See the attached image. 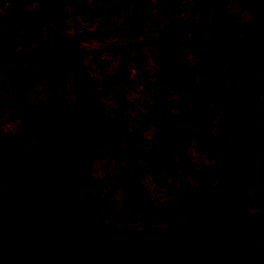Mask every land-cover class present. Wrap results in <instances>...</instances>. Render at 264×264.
I'll list each match as a JSON object with an SVG mask.
<instances>
[{
    "label": "trees",
    "instance_id": "1",
    "mask_svg": "<svg viewBox=\"0 0 264 264\" xmlns=\"http://www.w3.org/2000/svg\"><path fill=\"white\" fill-rule=\"evenodd\" d=\"M12 7L0 14V31L7 26H21L24 36L41 34L43 29L51 36L52 47L38 52H17V42L0 38V64L7 61H35L40 63L48 77L56 76L58 62L67 61L70 66L71 102L66 116L73 123L59 129V123L48 115L53 133L52 143L36 156L13 164L15 177L11 186H19L24 193L0 200V210L34 198H42L52 188L65 192L66 197L52 219L42 227L30 228L4 223L0 219V248L10 251L0 264H48L52 258L73 254L98 255V264H205L211 257L216 264H264V247L254 241V234L264 233V207H250L248 189L251 169L261 148L258 125L264 118V110L257 104L264 99V0L248 19L241 24V33L229 30L220 34H208L199 40H189L186 32L212 30L213 22L194 20L193 8L198 0H192L189 18L176 36L160 38L144 37L132 41L136 11L140 0H133L128 16L125 40L114 48L118 60L114 69V103L112 118L100 112L94 105H86L81 98L83 88H88L83 57L101 52V49H85L79 43L77 33L61 35L50 25L57 18L64 4L83 7L89 0H12ZM219 8L218 0H215ZM31 5L30 11L18 10ZM220 22L218 23V25ZM225 25L227 23L225 22ZM109 31H95L96 37L108 36ZM199 43L204 51V61L197 78L188 93L186 127L180 131L173 119L167 102L160 95V83L166 75L176 80V49L183 44ZM231 46L219 69H216L211 51L214 45ZM146 44L159 46L157 70L151 92L153 98L136 124L122 116L125 99L128 49L133 47L134 56L142 59V47ZM257 74L256 77L254 75ZM228 75V86L218 97L216 106L231 104L239 94L245 96L242 117L225 122L242 124L238 150L229 176L222 187L210 185L202 173L187 163L197 185L188 188L180 176L176 201L168 208L160 207L150 197L143 182L145 172L162 165L173 152L182 157L181 145L193 136L203 151L210 155L217 147L212 134L215 110L206 111L202 105L205 95L218 91L223 76ZM151 123L158 138L156 144L145 148L141 144V129ZM104 142L103 146L98 143ZM102 150L119 153L122 165L115 172V179L123 188L131 204L143 210L142 233L137 235L126 227H104L99 221L92 200L87 178L95 156ZM53 167L56 179L48 186L33 192L24 188L26 180L42 168ZM44 198V197H43ZM200 199L205 202L192 219L177 224L151 226L146 215L167 220L181 215L188 202ZM117 250L113 255L102 256L107 249ZM243 254H249L244 258Z\"/></svg>",
    "mask_w": 264,
    "mask_h": 264
},
{
    "label": "rangeland",
    "instance_id": "2",
    "mask_svg": "<svg viewBox=\"0 0 264 264\" xmlns=\"http://www.w3.org/2000/svg\"><path fill=\"white\" fill-rule=\"evenodd\" d=\"M133 0H89L83 7L74 8L64 4L57 18L50 21L54 30L64 36L77 33L80 45L85 49H101L95 54H86L83 65L88 80V88H83L81 98L90 107L112 118L110 112L114 103V69L119 57L114 47L125 40L128 16ZM263 0H198L193 8L194 20L213 22L214 28L201 31L189 30V40H199L208 34H220L227 30L241 33V24L248 19L251 11L257 9ZM12 0H0V14L12 7ZM192 0H140L133 27L132 41L155 36L169 38L176 36L190 16ZM32 4L18 10L30 11ZM220 24L218 25V23ZM225 22L227 25H225ZM95 31H109L108 36L96 37ZM21 26H7L0 31L3 41H16L17 52H38L52 47L49 32L24 36ZM231 46L216 44L211 51L216 69L221 67ZM159 46L146 44L142 47V59L134 56L133 47L128 49L126 67L125 99L122 116L133 125L151 102L152 81L157 70ZM174 58L177 64L176 80L166 75L160 83V95L166 100L167 108L179 130L186 127L188 93L193 87L199 67L204 61V51L199 43L180 45ZM260 72L264 67H260ZM254 75V74H253ZM257 74L254 75L256 77ZM70 66L67 61L58 62L54 79L48 77L44 67L35 61H7L0 64V200L10 198L24 191L19 186H11L15 177L13 164L24 162L36 156L53 141V133L48 115L59 123L58 128L66 129L73 123L71 115L66 116L71 102ZM228 86V75L223 76L218 91L203 96L202 105L206 111L215 110L212 134L217 147L207 155L200 147L198 137L193 136L181 145L184 157L173 152L162 165L143 175L144 186L149 197L160 207H170L177 198L180 176L183 175L188 188H195L197 182L187 163L202 173L210 185L222 187L235 162L238 139L242 124L225 122L227 119L242 117L245 110V96L239 94L231 104L216 106V101ZM257 104L264 110V99L258 98ZM261 148L256 154L251 169L248 189L250 207H264V118L258 125ZM141 144L149 148L157 143L151 123L141 129ZM104 145L103 141L98 143ZM122 165L119 153L100 151L92 160L87 178L88 189L94 201L96 214L104 227H126L133 233L142 232L141 215L144 211L135 208L119 182L115 172ZM57 177L53 167L39 169L31 179L26 180L24 188L33 192L50 185ZM44 197V198H43ZM42 198H34L0 210L4 223L37 228L47 224L65 200L66 194L58 188L44 193ZM205 202L195 199L188 202L186 210L177 217L158 220L146 215L151 226H163L186 222L192 219ZM254 241L264 247V233L254 234ZM117 250L107 249L100 255H113ZM10 251L0 248V262ZM98 255L73 254L52 258L48 264H98ZM249 258V254H243ZM205 264H216L207 257Z\"/></svg>",
    "mask_w": 264,
    "mask_h": 264
}]
</instances>
